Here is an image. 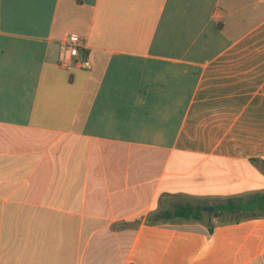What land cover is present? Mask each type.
I'll return each instance as SVG.
<instances>
[{
  "label": "crops",
  "instance_id": "obj_1",
  "mask_svg": "<svg viewBox=\"0 0 264 264\" xmlns=\"http://www.w3.org/2000/svg\"><path fill=\"white\" fill-rule=\"evenodd\" d=\"M258 160L264 0H0V264H264V217L165 218Z\"/></svg>",
  "mask_w": 264,
  "mask_h": 264
},
{
  "label": "trees",
  "instance_id": "obj_2",
  "mask_svg": "<svg viewBox=\"0 0 264 264\" xmlns=\"http://www.w3.org/2000/svg\"><path fill=\"white\" fill-rule=\"evenodd\" d=\"M264 166V161L258 160ZM203 205L179 204L172 212L165 213L166 219L178 218L181 221L202 220L203 217H220L223 215H236L235 221L245 218L264 217V193H257L248 198H230L223 203L213 206V212L203 211ZM209 230H212L209 227Z\"/></svg>",
  "mask_w": 264,
  "mask_h": 264
},
{
  "label": "built area",
  "instance_id": "obj_3",
  "mask_svg": "<svg viewBox=\"0 0 264 264\" xmlns=\"http://www.w3.org/2000/svg\"><path fill=\"white\" fill-rule=\"evenodd\" d=\"M59 66L70 70L73 67L90 70L92 65L87 56L85 48L81 46L77 35L67 36L61 45Z\"/></svg>",
  "mask_w": 264,
  "mask_h": 264
},
{
  "label": "rangeland",
  "instance_id": "obj_4",
  "mask_svg": "<svg viewBox=\"0 0 264 264\" xmlns=\"http://www.w3.org/2000/svg\"><path fill=\"white\" fill-rule=\"evenodd\" d=\"M238 218V216L236 215H228V216H223L220 218V221H224V220H232V219H236Z\"/></svg>",
  "mask_w": 264,
  "mask_h": 264
},
{
  "label": "water",
  "instance_id": "obj_5",
  "mask_svg": "<svg viewBox=\"0 0 264 264\" xmlns=\"http://www.w3.org/2000/svg\"><path fill=\"white\" fill-rule=\"evenodd\" d=\"M203 210L204 211H206V212H213V206H205L204 208H203Z\"/></svg>",
  "mask_w": 264,
  "mask_h": 264
}]
</instances>
